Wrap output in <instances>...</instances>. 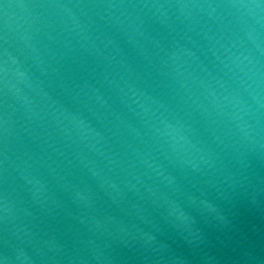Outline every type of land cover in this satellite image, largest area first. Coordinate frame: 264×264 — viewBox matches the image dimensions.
I'll list each match as a JSON object with an SVG mask.
<instances>
[{
  "label": "water",
  "instance_id": "obj_1",
  "mask_svg": "<svg viewBox=\"0 0 264 264\" xmlns=\"http://www.w3.org/2000/svg\"><path fill=\"white\" fill-rule=\"evenodd\" d=\"M0 264H264V0H0Z\"/></svg>",
  "mask_w": 264,
  "mask_h": 264
}]
</instances>
